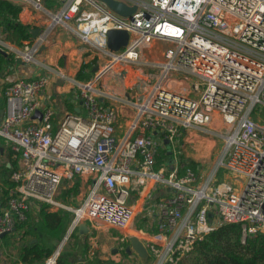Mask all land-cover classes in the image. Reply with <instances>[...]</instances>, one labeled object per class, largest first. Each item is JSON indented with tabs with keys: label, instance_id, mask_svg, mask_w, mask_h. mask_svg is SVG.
I'll use <instances>...</instances> for the list:
<instances>
[{
	"label": "built area",
	"instance_id": "1",
	"mask_svg": "<svg viewBox=\"0 0 264 264\" xmlns=\"http://www.w3.org/2000/svg\"><path fill=\"white\" fill-rule=\"evenodd\" d=\"M119 1L136 5L132 17L118 15L100 0H69L51 18L52 25L73 21L83 42L110 55L86 83L75 81L83 113L65 112L54 126V111L43 107L39 122H30L38 110L37 97L46 88V75L18 77L2 93L0 138L17 168L9 175L10 185L0 189V237L46 204L48 211L72 214L69 231L86 221L97 222L117 230L118 242L124 243L135 235L126 231L133 230L136 212L132 194L145 190L146 196L164 184L170 193L148 208L156 219V231L145 239L151 264H180L195 243L221 223L241 224L242 241L264 234V121L257 112L264 106V0ZM32 3L41 8L39 0ZM111 29L128 32L127 44L117 51L107 47ZM48 36L45 29L19 47L0 37V52L37 63ZM154 42H164L165 48L159 71L145 75L152 84L146 87L141 79L126 99L95 86L115 64L122 65L115 80L124 79L125 65L139 62L142 49ZM178 71L200 81L188 89H180L179 81L172 86L171 75ZM109 97L134 110L120 133L119 108L102 103ZM218 126L221 133L214 130ZM198 133L223 139L216 166L206 174L181 163L175 153L182 137L191 142ZM163 139L169 142L173 164L168 171ZM159 151L165 152L160 163ZM221 166L245 183L236 188L226 182L211 186ZM76 181L77 204L60 200L61 191ZM62 244L42 264H57ZM88 245L87 255L93 257L92 234ZM118 248L125 249L123 244Z\"/></svg>",
	"mask_w": 264,
	"mask_h": 264
},
{
	"label": "crops",
	"instance_id": "2",
	"mask_svg": "<svg viewBox=\"0 0 264 264\" xmlns=\"http://www.w3.org/2000/svg\"><path fill=\"white\" fill-rule=\"evenodd\" d=\"M39 1L41 2V8H35L33 6L32 0H26L19 3L12 1L16 5L20 6L21 9L18 13V21L22 25L29 26V29L32 32V37H34L33 35L36 36L45 29L49 30V36L48 41L36 55L37 63H24L19 59H16L13 54L2 51L4 56L7 57V68L5 69L6 74H3L4 77L0 78V110L3 108V89L7 84H11L18 77L31 79L37 78L41 75H46L48 77L46 88L43 94L37 97V115L35 116L33 114L30 122H39L42 108L50 107L54 111L52 121L53 125L56 126L57 121L64 115L65 112L76 111V109H79L80 113H83L84 111L83 106H81V98L79 95L80 91L75 84V81L82 83L81 81L75 79V75L81 69V65L85 63L90 64L88 66H91L92 68L90 69L91 73H95L108 62L109 58L103 55L99 49L88 44L87 42H83L79 38L77 33L74 31L75 25L73 21H68L67 23H56L54 25L51 24L52 16L58 13L69 0ZM0 37L2 38V35H0ZM3 39L5 40L4 37ZM5 41L13 44L16 47H19L22 45L24 40L19 45L8 40ZM101 62H104V65L99 66L98 63ZM171 78L170 80H173L171 85H176L177 82L175 81H179L180 89H188L192 83L190 82L189 76H180L178 73H173ZM4 82L7 84L2 86ZM108 93L111 95L120 96V98L123 99L128 98L130 95V93H125L123 96H121L120 93L116 91H109ZM102 103L105 106H117L119 108L120 113L117 123L119 126L117 130L120 133L129 124L131 113L134 112L133 107L123 102H117L111 97L108 99H103ZM191 142H194V139ZM0 147L2 149L0 156H2L4 155L2 154L3 149L5 148V151L8 147L7 143L2 138H0ZM197 168H199V166H197ZM152 190L153 188H151L148 193ZM78 192L79 184L77 185V193L66 203L74 205L73 203L78 199ZM142 193L143 191L139 193L134 192L130 198V201L132 206L136 209L134 219L143 212V216L147 217L148 220L146 222L143 221L138 227H136V225H134L135 223L133 222L131 224V228L134 230L136 235L131 236H136L139 238L144 242L146 247V237L150 236L151 232L156 231V219L153 213L151 215L148 214L149 212L147 205L151 193L147 194L146 196H144ZM158 198L159 196L154 200H157ZM84 223L86 224L88 231L86 233H81L79 231V225L76 227V229H74V234L71 237L74 241L69 243V245L66 247L67 251L63 252L62 256L64 260L62 259L63 262L61 264H143L135 253L126 251L128 240L124 243L118 242L119 232L117 230H114L109 225L97 222L89 223L86 221ZM153 228H155V230H153ZM14 232L15 231L11 232V235H13ZM89 234L94 235L96 239V253L93 257H89L86 253V250L81 249V247L84 246H80L79 242H76L74 239L76 237L80 243L85 240L88 248ZM7 235L8 234L5 236ZM2 241L3 236L0 237V243ZM120 244H123L125 247L123 251L118 248ZM17 264L22 263L18 260Z\"/></svg>",
	"mask_w": 264,
	"mask_h": 264
},
{
	"label": "trees",
	"instance_id": "3",
	"mask_svg": "<svg viewBox=\"0 0 264 264\" xmlns=\"http://www.w3.org/2000/svg\"><path fill=\"white\" fill-rule=\"evenodd\" d=\"M20 6L9 0H0V27L5 35V40L15 44H21L23 40L30 39L32 32L29 26L22 25L18 21V13ZM7 57L0 52V73L5 70ZM90 64L81 65V69L75 75L78 81H86L93 76ZM5 66V68H4ZM88 69V70H85ZM6 71V70H5ZM4 74V73H3ZM8 84L4 87L3 92ZM5 149V148H4ZM3 153L7 161L0 165V178L4 183L9 182L10 173L17 168L16 161L11 159L10 148ZM165 160V152L159 151L157 161L160 163ZM187 165L192 169H197V163L187 161ZM182 171V170H181ZM180 171V172H181ZM78 182L68 189H64L59 195L60 200L68 202L77 193ZM3 191L4 188H2ZM47 205L43 204L35 216L27 215L26 220L15 224L14 231L24 238L26 234L32 231L36 241L25 243L22 245L18 259L22 264H42L43 260L52 252L51 246L41 241L40 236L59 241L66 233L72 214L69 211L60 209L58 211H48ZM32 220L36 223L33 225ZM145 216L141 217V221L136 225L138 227L143 221H147ZM155 230V228H153ZM74 234V230L69 235L70 239ZM6 236H3V239ZM63 260L58 259L57 264H61ZM180 264H264V234L257 233L252 237H246L242 241V229L239 223H221L215 229L207 233L201 240L197 241L193 249L180 261Z\"/></svg>",
	"mask_w": 264,
	"mask_h": 264
},
{
	"label": "rangeland",
	"instance_id": "4",
	"mask_svg": "<svg viewBox=\"0 0 264 264\" xmlns=\"http://www.w3.org/2000/svg\"><path fill=\"white\" fill-rule=\"evenodd\" d=\"M0 35H2V38H5L4 33L1 31L2 27H0ZM165 48L164 42H154L150 44L149 46H145L142 49L141 52V58L140 61L135 64H129L125 65L128 68V75L125 79H116L115 80V73L118 71L122 65L116 64L109 73H107L104 78L101 81L96 82L95 86L98 88H102L105 91H116L119 92L121 96L125 93H134V88L136 82H142L144 80L146 82V87L149 84L153 83V79L146 78V73L151 71V73L155 74L159 71V67L157 66L160 61H162V51ZM107 58L110 57V55L106 56ZM99 66L104 65V62L98 63ZM124 67V65H123ZM88 70V69H86ZM3 73L6 74V71L3 70L2 73H0V78H3ZM94 73V72H92ZM180 76H189L190 82L193 81H200L195 76H190L189 74L184 73L183 71L177 72ZM95 74V73H94ZM110 75H113L111 77ZM93 76H91L92 78ZM90 78V79H91ZM89 80V79H88ZM86 81H81L82 83H86ZM7 83L4 82L2 86H5ZM139 83H137L136 88H138ZM120 88V89H119ZM257 112L262 115V119L264 121V106H261ZM219 126H223V124H220ZM217 127V129H214L217 132L222 131L220 127ZM191 140L189 137H182L178 145L175 147V153L178 158V160L181 163H185L187 161H195L197 162L199 169L202 173L206 174L212 170L214 166H216V163L218 161V158L221 154L222 148H223V139L215 134H209V133H198V135L194 138V142H189ZM7 161L5 156H0V165L5 163ZM167 171L173 169V164H165ZM1 170V168H0ZM167 175V172L165 173ZM226 182L229 184L232 188H236L239 186V184H244L245 179L239 180L236 178V175L233 174L230 170L225 168L224 166H221L215 175V178L211 182V186L216 187L219 183ZM8 186V183H4L3 180L0 178V189L3 187ZM142 186H139V189H141ZM170 186L168 184H164L162 187L160 185H156L154 189L151 191L149 202L147 208H149V205L152 203L154 199H156L158 196L166 195L170 193ZM145 190L142 194H144ZM136 196V195H134ZM74 205L77 204V201L73 203ZM33 219H35L36 214L30 213ZM143 212L141 215L135 217L134 223L137 224L141 221V217L143 216ZM34 225L36 222L34 220L31 221ZM132 222V223H133ZM134 224V225H135ZM129 233L135 232L131 229H126ZM71 234V231L67 229L66 233L62 236V238L59 241H54L47 236H40L41 241L45 242L47 246H51L52 251L56 248V246L63 242L58 259L61 257L63 258V252L67 251V246L69 243L74 241L72 238L68 239L69 235ZM76 242H79L81 249H85L86 253L88 251L87 244L85 243V240L80 243V241L75 237L74 238ZM36 241L35 235L32 231H30L28 234L25 235L24 238H21L19 234H16L14 232L13 235L9 233L3 241L0 243V264H17L18 255L20 253L22 245L29 242ZM57 259V261H58ZM58 263V262H57ZM112 264V263H107Z\"/></svg>",
	"mask_w": 264,
	"mask_h": 264
},
{
	"label": "water",
	"instance_id": "5",
	"mask_svg": "<svg viewBox=\"0 0 264 264\" xmlns=\"http://www.w3.org/2000/svg\"><path fill=\"white\" fill-rule=\"evenodd\" d=\"M100 1L104 2L110 10L124 17H132L133 12L136 9V5L127 6L125 3L119 0H100ZM127 38H128L127 31L111 29L107 32V47L111 51H117L127 44ZM76 111L78 112L79 109H76ZM2 113H3V110H0V115H2ZM34 115L36 116L37 112H35ZM157 141H160V138L158 135H157ZM163 143L166 146V154L168 155L167 163L172 164L169 142L167 139H163ZM0 152H2L1 147H0ZM79 231L81 233H86L88 231L85 223H82L79 225ZM2 236H4V234H2L1 237ZM126 251L135 253L139 257L141 263L143 264L151 263L152 258L149 255L144 242L141 241L136 236H131L128 238V245L126 247Z\"/></svg>",
	"mask_w": 264,
	"mask_h": 264
},
{
	"label": "bare ground",
	"instance_id": "6",
	"mask_svg": "<svg viewBox=\"0 0 264 264\" xmlns=\"http://www.w3.org/2000/svg\"><path fill=\"white\" fill-rule=\"evenodd\" d=\"M115 65H116V64H115ZM127 75H128V74H127ZM127 75H126V76H127ZM126 76H125V77H126ZM135 235H136V233H135Z\"/></svg>",
	"mask_w": 264,
	"mask_h": 264
}]
</instances>
